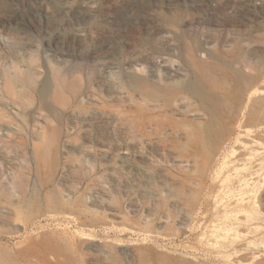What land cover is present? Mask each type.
Masks as SVG:
<instances>
[{
	"label": "rangeland",
	"instance_id": "obj_1",
	"mask_svg": "<svg viewBox=\"0 0 264 264\" xmlns=\"http://www.w3.org/2000/svg\"><path fill=\"white\" fill-rule=\"evenodd\" d=\"M0 264H264V0H0Z\"/></svg>",
	"mask_w": 264,
	"mask_h": 264
},
{
	"label": "built area",
	"instance_id": "obj_2",
	"mask_svg": "<svg viewBox=\"0 0 264 264\" xmlns=\"http://www.w3.org/2000/svg\"><path fill=\"white\" fill-rule=\"evenodd\" d=\"M187 1V0H186ZM190 1H194V0H190Z\"/></svg>",
	"mask_w": 264,
	"mask_h": 264
},
{
	"label": "bare ground",
	"instance_id": "obj_3",
	"mask_svg": "<svg viewBox=\"0 0 264 264\" xmlns=\"http://www.w3.org/2000/svg\"><path fill=\"white\" fill-rule=\"evenodd\" d=\"M33 11V10H32Z\"/></svg>",
	"mask_w": 264,
	"mask_h": 264
}]
</instances>
